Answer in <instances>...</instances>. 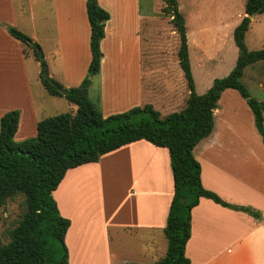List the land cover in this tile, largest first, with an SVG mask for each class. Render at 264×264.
<instances>
[{"label":"crops","instance_id":"crops-1","mask_svg":"<svg viewBox=\"0 0 264 264\" xmlns=\"http://www.w3.org/2000/svg\"><path fill=\"white\" fill-rule=\"evenodd\" d=\"M238 1H241L242 5L245 3L246 9L247 0ZM98 2L111 15L105 27L102 51L113 32L118 29L126 33L129 22L135 18L142 23L136 32V38L139 37L141 43L139 50L141 53L143 35L148 38L155 36V31L148 34L147 31L141 30L148 18L142 15L141 1L98 0ZM224 3L227 4H222L218 8L216 6V9L210 11L191 10L194 12L193 27L200 29L196 33L198 38H202L203 34H209L205 35L207 38L205 40L209 42V36L214 35L209 28L234 29L240 25L246 11L237 7L234 9L235 4L232 0H225ZM183 16L187 37H190L189 17L185 14ZM151 22L155 23L152 17ZM1 25L3 24L0 22ZM84 26L91 39V26L90 23L88 25L86 18ZM3 32V37L14 38L7 30ZM174 32L178 35L175 29ZM14 40L18 41L15 38ZM23 55L26 56L24 52ZM141 57L143 59V54ZM151 60H154L153 53ZM260 62L264 64V61ZM104 63L103 54L98 76H102ZM178 63L179 59L171 64L163 62L158 65L151 62V68H146L143 64V74L139 76L142 84L138 86V92H142L146 99H143L145 103L143 102L140 107L152 105L162 117H165L181 111L186 106L189 91L187 82L184 85L179 78ZM255 64L245 69L244 76ZM150 76L151 80L147 83L145 77ZM263 78L258 81L261 89H264V83H261ZM214 80L206 86V92ZM237 94L235 90H226L223 93L218 109L214 112L213 132L199 143L194 155L202 166V183L207 190L217 193L227 203L252 208L261 214V218L256 219L249 214L225 208L210 199L201 198L191 213V238L186 246V256L191 260V264H264V146L257 132L256 147L246 143L247 146L240 151L231 148L230 142L227 141L228 134L225 131L230 130L227 128L229 121L226 120L228 112L224 103L226 97H237L243 102L247 112L253 115L251 109ZM181 98H184L185 105L177 110V103ZM139 105L132 104L129 109ZM10 111L13 110L1 111L0 120ZM111 114L112 112L103 115L108 117ZM20 121L21 116L19 127ZM235 162L243 164L242 172L233 169L236 167L233 166ZM246 166L252 167L255 171L251 181L247 179ZM108 186H112V189L117 188L116 201L113 200L115 191L112 197H106ZM53 197L60 214L71 221L66 235L69 264H158L166 256L168 240L164 229L174 197V179L168 149L157 147L146 140L128 144L106 154L97 163L70 169L53 192ZM113 251L121 255L119 260Z\"/></svg>","mask_w":264,"mask_h":264},{"label":"trees","instance_id":"trees-1","mask_svg":"<svg viewBox=\"0 0 264 264\" xmlns=\"http://www.w3.org/2000/svg\"><path fill=\"white\" fill-rule=\"evenodd\" d=\"M164 1L166 7L162 11L171 16V24L179 35V65L189 91L181 111L162 117L152 105H145L104 117L100 106L91 101L89 92L93 78L101 70V43L111 15L98 0H87L92 54L88 76L78 87L64 89L50 76L45 78L41 74L45 90L51 96L66 98L77 107L76 111L41 120L37 136L22 142L15 141L20 112L13 110L1 118L0 207L20 193L25 197L27 209L14 231L13 241L0 248V264H69L66 235L71 221L60 214L53 192L70 169L97 163L106 154L140 140L168 149L171 159L174 197L164 229L168 250L160 264H191L186 246L191 238V213L201 198L261 218L252 208L227 203L203 186L202 166L194 150L213 132L214 112L226 90L237 91L247 102L264 143V102L254 98L242 80L247 67L264 61V49L251 51L246 45L252 19L264 13V0H247L246 16L234 31L239 53L236 65L228 76L215 79L204 94L196 91L185 18L177 0ZM7 30L21 44L33 49L42 71H48L47 63L39 57L41 46L15 27L8 26ZM59 87L64 89L63 93Z\"/></svg>","mask_w":264,"mask_h":264},{"label":"rangeland","instance_id":"rangeland-1","mask_svg":"<svg viewBox=\"0 0 264 264\" xmlns=\"http://www.w3.org/2000/svg\"><path fill=\"white\" fill-rule=\"evenodd\" d=\"M140 1L142 15L148 17L141 30L147 31L148 34L155 31V36L148 38L143 35L140 53L141 43L139 37L136 38V32L142 23L134 18L129 22L126 33L117 29L108 38L102 51L105 55L102 76L93 78L89 92L91 101L100 106L104 115L111 112V115L121 114L130 110L129 106L132 104L139 103L141 106L143 99H146L142 92H138V86L142 84L139 76L143 74V64L146 68H151V62L158 65L163 62L171 64L178 59L179 37L175 35L170 16L162 11L166 7L165 1ZM177 1L181 14L189 17L190 61L197 93L204 94L210 82L228 76L236 65L239 53L234 43L235 28H209L208 30L214 32L213 37L209 36V42L205 40L207 39L205 35L209 34H203L204 38H198L196 33L200 29L193 27L194 12L191 10L210 11L227 3H224L225 0ZM232 1L235 4L234 9L237 7L245 11V3L242 5L241 1ZM86 2L87 0H0V22L3 24L0 26V112L6 109L20 112L21 123L17 142L36 137L37 124L41 120L75 112L77 108L64 97L49 95L43 86L41 74L47 73L64 89L78 87L88 76L91 49L90 36L84 26L85 18L89 25ZM151 17L155 19V23L151 22ZM6 25L17 28L41 46L48 71H42L41 61L37 60L33 49L24 46L20 41L16 42L14 38L3 37V31L7 30ZM246 45L251 51L264 49V13L252 19ZM151 53L154 60H151ZM177 67L179 78L185 85V76L179 63ZM262 77L264 64L259 62L246 71L243 83L254 98L264 102V89L258 84ZM145 80L149 83L151 76L145 77ZM261 83H264V78ZM237 95L249 107L241 95L239 93ZM184 101V98L178 100L177 110L184 107ZM224 103L228 111L227 128L230 130L225 132L228 134L227 141L230 142L231 148L242 151L247 146L246 143L256 147L255 133L259 132L253 124V115L247 112L243 102L235 96H227ZM258 135L264 146L261 135ZM233 166H236L233 168L235 171H243L241 162H235ZM245 169L247 179L251 181L255 171L250 166H246ZM116 189H112V186L106 187V197H112L115 191L113 200L116 201ZM26 207L25 197L20 193L13 195L0 207V248L13 241L14 231L22 220ZM113 254L119 260L121 255L118 252Z\"/></svg>","mask_w":264,"mask_h":264},{"label":"water","instance_id":"water-1","mask_svg":"<svg viewBox=\"0 0 264 264\" xmlns=\"http://www.w3.org/2000/svg\"><path fill=\"white\" fill-rule=\"evenodd\" d=\"M39 57H40V60H44V56H43V53L41 52V50H39ZM45 78H47L48 77V74L47 73H45L44 75H43ZM58 90L60 91V92H64V89L63 88H58Z\"/></svg>","mask_w":264,"mask_h":264}]
</instances>
